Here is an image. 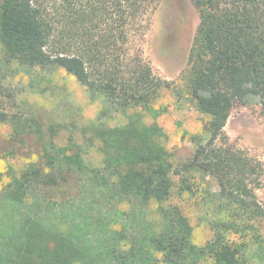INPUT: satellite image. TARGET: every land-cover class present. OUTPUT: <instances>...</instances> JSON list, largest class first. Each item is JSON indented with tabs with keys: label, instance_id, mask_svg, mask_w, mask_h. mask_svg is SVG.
<instances>
[{
	"label": "trees",
	"instance_id": "1",
	"mask_svg": "<svg viewBox=\"0 0 264 264\" xmlns=\"http://www.w3.org/2000/svg\"><path fill=\"white\" fill-rule=\"evenodd\" d=\"M159 1L0 0L1 63L27 73L63 70L127 118L120 126L92 123L72 155L40 139L39 160L0 190V264H264V207L253 191L264 167L218 144L234 108L257 100L264 107V0H190L198 24L177 81L156 77L134 46ZM162 91L200 116L204 135L190 136L194 150L176 164L161 127L144 122L166 113L156 106ZM2 96L0 126L20 121ZM24 121L32 132L42 126L31 115ZM91 148L102 156L98 169L82 157ZM56 187L77 188L79 199L39 195ZM195 192L193 226L174 200ZM95 196L113 206L100 215L117 221L109 237L83 220ZM197 226L211 232L203 244L194 241Z\"/></svg>",
	"mask_w": 264,
	"mask_h": 264
},
{
	"label": "rangeland",
	"instance_id": "2",
	"mask_svg": "<svg viewBox=\"0 0 264 264\" xmlns=\"http://www.w3.org/2000/svg\"><path fill=\"white\" fill-rule=\"evenodd\" d=\"M197 24V14L190 0H160L148 10L141 31L134 37V46L149 63L156 77L177 81L182 75L187 67ZM0 87L4 95L0 92L1 98L8 102L6 107L9 115H21L20 121L13 119L0 126V190L11 176L18 177L28 163L39 160L41 138H52L68 155H72L78 148H84L85 139L91 133L87 128L92 123L112 127L127 121L120 113L108 110L102 99L89 98L75 79L63 70L51 72L37 69L27 73L16 66L6 67L0 62ZM159 105L166 107V113L156 120L146 118L144 122H156L161 127L166 135V148L176 164L192 154L194 145L190 136L196 134L204 137L200 116L186 103L177 106L168 91L161 92L156 103V106ZM30 115L39 119L42 125L39 132L27 128L24 120ZM218 144L243 152L261 162L264 167V107L258 100L232 110ZM84 152L86 154L82 157L87 166L96 169L101 167L102 156L96 148ZM205 181L209 182L212 190L217 189L213 179L206 178ZM258 183L253 191L257 202L264 207V172ZM69 188L45 189L39 195L44 194L46 200L55 201L65 200V197L79 199L77 188ZM198 197L195 192L174 200L193 226L200 218V208L196 205ZM93 200V208L83 213V220L92 225L94 235L109 237L115 227L110 226V222L117 221L112 217L102 219L100 215L108 212L107 209L112 212L113 206L107 205L97 196ZM77 203L87 204L82 200ZM125 208L126 205L122 206V209ZM259 231L264 238V218L259 223ZM210 236L211 232L205 226H197L194 230L197 244H203Z\"/></svg>",
	"mask_w": 264,
	"mask_h": 264
}]
</instances>
